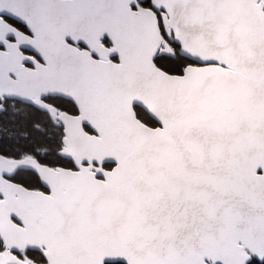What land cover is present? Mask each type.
I'll return each instance as SVG.
<instances>
[{
	"label": "snow or ice",
	"instance_id": "6c2138e0",
	"mask_svg": "<svg viewBox=\"0 0 264 264\" xmlns=\"http://www.w3.org/2000/svg\"><path fill=\"white\" fill-rule=\"evenodd\" d=\"M0 264H264V0H0Z\"/></svg>",
	"mask_w": 264,
	"mask_h": 264
}]
</instances>
